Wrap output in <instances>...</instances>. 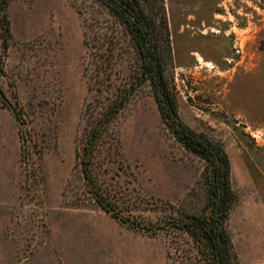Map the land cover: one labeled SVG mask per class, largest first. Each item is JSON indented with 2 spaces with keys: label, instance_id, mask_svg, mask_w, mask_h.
Returning <instances> with one entry per match:
<instances>
[{
  "label": "rangeland",
  "instance_id": "obj_1",
  "mask_svg": "<svg viewBox=\"0 0 264 264\" xmlns=\"http://www.w3.org/2000/svg\"><path fill=\"white\" fill-rule=\"evenodd\" d=\"M144 6L165 8V73L180 118L230 159L237 197L227 229L239 264H264V0ZM112 12L100 0L10 2L6 48L0 38V264H209L190 235L169 228L173 207L202 208L207 164L165 125L149 83L111 122L98 159L124 215L164 229H129L85 184L77 154L141 67Z\"/></svg>",
  "mask_w": 264,
  "mask_h": 264
},
{
  "label": "trees",
  "instance_id": "obj_2",
  "mask_svg": "<svg viewBox=\"0 0 264 264\" xmlns=\"http://www.w3.org/2000/svg\"><path fill=\"white\" fill-rule=\"evenodd\" d=\"M12 0H0V38L6 48L12 38L7 11ZM120 18L133 42L141 62L139 75L125 88L106 110L100 114L90 130L82 150L77 154L79 165L89 193L103 211L129 229L156 235L164 229L158 223L138 221L126 217L125 203L119 192L110 187L107 171L100 169L99 154L103 137L111 122L130 101L137 87L149 83L152 87L161 118L178 142L207 164L205 200L202 208L187 210L173 207V222L169 228L186 232L198 247L201 258L209 264H239L227 229V221L236 194L231 184L230 159L220 144L203 134H197L180 118L174 88L166 78V66L172 58L169 26L164 6L158 14L145 12L144 4L150 0H100ZM163 2V0H160ZM148 13V14H147ZM19 120V118L17 117ZM112 179V177L110 178ZM196 196L193 195L192 198Z\"/></svg>",
  "mask_w": 264,
  "mask_h": 264
}]
</instances>
